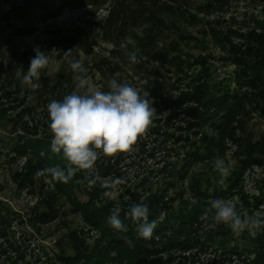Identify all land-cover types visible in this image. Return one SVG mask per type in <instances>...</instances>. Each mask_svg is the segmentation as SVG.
I'll return each mask as SVG.
<instances>
[{
	"label": "rangeland",
	"instance_id": "374dc122",
	"mask_svg": "<svg viewBox=\"0 0 264 264\" xmlns=\"http://www.w3.org/2000/svg\"><path fill=\"white\" fill-rule=\"evenodd\" d=\"M115 1L65 10L25 37L11 35L10 28L19 23L8 19L12 7L22 0L0 6V28L4 30L0 38L12 37L9 44L0 46V214L10 220L6 238H0V264H65L61 261L64 255L77 260L74 264H116L117 253L110 251L102 233L71 201L88 202L87 193L93 190L99 193L97 202L113 203L112 209L129 211L137 203L164 208L157 225L170 214H189L195 207L193 230L184 241L186 249H166V244L175 241L159 242L156 238L161 248L154 259L156 264H256L258 256L264 264V248L256 249L251 243L264 241V227L254 236L247 231L236 236L224 225L215 230L205 227V212L216 199L212 196L216 192H222L217 199L235 203L238 212L264 218V154L256 155L249 165L229 138L226 152L220 154L212 144L211 128L202 126L199 119L204 112L200 101L222 97L228 89L245 97L244 107L250 112L246 130L237 129L235 140L251 137L254 144L264 140L263 107L259 110L258 102L252 101L253 109L247 103L257 91L233 63L231 46H240L243 41L230 35V30L247 35L255 28L259 6L252 0H225L223 7L217 5L207 12L204 6L209 0H141L153 6L156 16L119 39L113 37V41L105 35L103 26ZM216 21L219 23L214 24ZM8 24L10 28L4 29ZM222 33L228 38L224 43L215 37ZM72 40L87 44L81 46ZM37 47L46 52L50 62L41 72L40 87L33 92L21 79ZM76 49L77 58L88 69L93 90L107 91L112 79L129 83L148 96L156 115L130 154L97 161L95 185L89 187L83 173H76V178L68 182L75 189L71 197L63 184L48 176L35 173L33 184L29 179L20 182L29 175V143L40 139L51 143L48 103L76 90L70 58L64 56ZM133 51L139 62L129 64L127 53ZM193 92L195 104H185L184 96ZM173 100H182L181 107L171 104ZM163 101L170 103L161 106ZM189 112L195 114V120ZM205 139L211 140L210 148ZM24 149L28 153L21 155L18 151ZM217 158H222L231 171L223 185L218 183L220 177L214 168ZM117 178L125 182L113 190L112 199L104 197L103 192L111 189L102 185ZM46 211L52 212L51 220L38 223L36 217ZM191 239L195 243H187Z\"/></svg>",
	"mask_w": 264,
	"mask_h": 264
},
{
	"label": "trees",
	"instance_id": "16d2710c",
	"mask_svg": "<svg viewBox=\"0 0 264 264\" xmlns=\"http://www.w3.org/2000/svg\"><path fill=\"white\" fill-rule=\"evenodd\" d=\"M107 1L109 0H22V4L17 7L13 6L11 13L8 14L9 20H15L19 24H17V26L12 25L11 28L10 24H8L7 28L4 29L10 28L12 30V36H31L35 33L37 26L58 18L65 12V10L88 6L99 7L106 4ZM212 1H214L216 6H214ZM252 1L260 8V18L253 21L255 28L249 31L247 35L239 34L238 32L232 33L230 30V35L234 34L243 41L240 46H231V52H233L232 55L234 56L233 63L242 69V78L248 80L247 84L250 85L253 90L257 91L253 95V100H250L247 103L252 105V101L258 102L257 107H259V110L263 107L260 112L264 116V0ZM12 2L13 0H0V6L5 4L11 5ZM130 3L132 5H130ZM224 4L225 0H209L204 6V10L210 12L214 7L217 8V5L223 7ZM154 12L153 6L145 5L141 0L137 2H134L133 0H117L114 2V6L103 26L104 33L106 36H109V38L111 37L112 40L113 37L119 39L120 37L125 36L128 30L147 24L148 20H151L156 16V13ZM216 23L218 24L219 22L216 21L214 24ZM212 29L213 28L211 27V31L214 33L215 30ZM3 31L4 30L0 28V32L2 33ZM224 35L226 34L222 33L215 35L216 40L224 43V41L228 39L227 37H224ZM11 39V36L0 38V46L9 44ZM72 42L74 44H80L81 46L87 44V42L84 41L72 40ZM224 92L225 93L222 94V97H206L202 99L201 96V98H198L202 99L199 104L204 110L203 114H200L199 119L204 124L202 126H208L211 128L214 137L211 139L212 144L215 145L220 154L226 152L227 148L225 142L229 138L234 141V143H232L236 144L239 148V156L246 157V161L244 162L249 160V165H251L255 162L253 159L256 155L264 154V140L256 144L252 143L251 137L243 139L241 142L235 140L234 137L237 129H239L238 131L246 130V125L250 119V112L244 107L246 103L243 102L246 100L244 96H239L236 93L231 94L228 89H225ZM184 97L187 98L185 104H195L194 92L189 95L186 94ZM257 99H260L261 102ZM231 101H233V103H231ZM168 103L170 102L163 101L161 106H166ZM171 104H176L175 107H181L182 100H173ZM239 105H241V109H239ZM192 113H195V108ZM189 117L195 120V114L192 115L189 112ZM238 117L241 118L238 119ZM235 124L238 126L234 127ZM211 140H204V143L207 144L208 148H210L208 145ZM48 141V139H40L29 143V152L31 154V159H29L27 165L29 175L23 176V180L20 183L29 179L30 184H33V176L38 170L57 165L62 168L65 167V165H63L64 160L62 153H54L51 148V143ZM18 152L21 155H26L28 150L24 149L19 150ZM207 153L209 155L208 151ZM256 160L258 159L256 158ZM73 178L76 177L74 176ZM60 184L64 185L69 196L74 197L73 194L75 189L73 184L63 182H60ZM212 196L217 199L219 196H222V192H216V195L213 193ZM87 197L88 202L81 203L76 199H72L71 201L77 211L83 213L84 219L102 233L103 239L107 242L110 251L117 253V258L114 260V263L156 264L154 259L158 256L161 249L159 243H156V238H159V242L161 240L175 241L166 244V249H175L176 251L186 249L184 241L186 235L190 234L193 230L192 226L195 221V207L189 212V214L168 215L163 223L156 226L151 240H145L143 238H138L137 226L127 216L128 211L120 208V219L127 226L128 231H118L108 224V218L111 215L113 203L102 204L101 202H97L99 193L95 190L87 193ZM148 208L150 211L149 220H155L156 223L160 219V215L166 211L164 208H160L153 203L150 204ZM203 208H206V205ZM52 216L53 214L51 211H46L36 218L38 219V223H46L51 220ZM9 228V217L6 215L1 216L0 214V238H6ZM126 241H131V243H127ZM192 242L195 243V240L191 239L187 241L189 244ZM251 243L256 249L264 248V241H255ZM6 247L9 249V247L12 246L10 245ZM61 261L65 264H74L77 260H73L69 255H64ZM260 262L261 260H259L258 256L256 264H260Z\"/></svg>",
	"mask_w": 264,
	"mask_h": 264
},
{
	"label": "clouds",
	"instance_id": "9594fccd",
	"mask_svg": "<svg viewBox=\"0 0 264 264\" xmlns=\"http://www.w3.org/2000/svg\"><path fill=\"white\" fill-rule=\"evenodd\" d=\"M35 56L22 75L21 82L33 92L39 87L42 70L49 66V56L39 47L34 49ZM52 52H55L53 50ZM51 52V53H52ZM70 58V68L74 73L76 90L65 95L62 100H52L47 105L48 129L52 136L51 148L61 154L66 161L64 168L57 166L38 170V176H48L56 182L68 183L76 173H83L89 187L97 183L95 175L97 161L115 158L119 154H130L138 140L149 130L156 109L147 95H141L129 83H119L116 79L108 82V90H93L89 85L88 69L78 59L77 49L64 53ZM129 64L138 63L135 51L127 53ZM20 75V73H18ZM214 168L219 174L218 183L223 185L231 171L222 158H217ZM125 181L117 178L110 184H103V196L113 198V190ZM205 212L208 230L220 225L229 228L236 236L247 231L255 235L264 227V218L238 212L237 205L231 200L215 199ZM121 209L115 207L108 218V224L118 231H128L120 219ZM149 208L144 203L130 207L127 216L137 226L138 238L151 240L157 224L149 220ZM131 243V241H126Z\"/></svg>",
	"mask_w": 264,
	"mask_h": 264
}]
</instances>
